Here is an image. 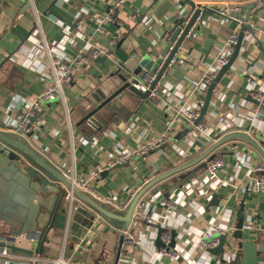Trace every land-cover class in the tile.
<instances>
[{
    "label": "crops",
    "instance_id": "crops-1",
    "mask_svg": "<svg viewBox=\"0 0 264 264\" xmlns=\"http://www.w3.org/2000/svg\"><path fill=\"white\" fill-rule=\"evenodd\" d=\"M111 1L32 0L31 3L30 0H0L1 127L12 131L25 107L45 91L52 77L50 58L58 57L54 44L67 35L72 43L66 44L61 55L74 58L78 50L90 42L107 49L108 60L104 63L96 60L87 68L76 70L74 82L64 87V100L39 108L35 120L41 124L33 126L34 135L28 141L68 177L82 182L85 188L80 189H90L95 198L124 209L142 185L198 158L225 134V129L244 131L250 127L248 134L264 146V96H261L264 93V0L246 3L196 1L203 6L220 7L221 11L253 2L258 4V9L262 8L258 16L251 19L255 36L245 33L242 49L231 70L217 85L208 112L200 123L207 133L188 140L185 126L179 123L172 139L160 149L108 169L113 157L165 134L169 111L195 107L196 87L203 74L212 70L219 73L216 58L224 53L229 37L237 30L240 33L242 26L241 22L222 14L206 16L200 30L182 45L175 77L163 78L160 85L165 89L160 90L157 98L141 102L133 96L124 109L112 113L102 110L99 114L103 124L79 126L71 118L73 111L107 76L124 69L129 54L136 52L144 56L161 52L175 19L183 11L179 6L182 0H127L117 10L115 21L105 23L104 32L99 33L96 31L98 20L93 16H105ZM79 13L85 20L81 36H77L76 29ZM37 17L50 54L34 45L30 38ZM18 53L21 59L15 57ZM29 58L30 65H25L24 61ZM207 159L209 164L222 159L225 165L204 182L201 178L208 172H194L199 167L196 165L183 172L192 174L173 193L170 194L169 188L181 173L160 183L159 192L148 193L140 200L128 229L133 239L124 249H121L118 230L75 198L76 210L60 212L56 228L46 238L42 257L13 253L2 247L0 254L7 250L14 264H55L60 258L70 264H211V255L197 248L200 235L213 224L236 227L240 208L244 210L245 221L250 218L263 230L256 234L243 231L244 240L255 241L258 248H263L264 195L251 190V183L258 175V164L264 165L261 155L246 143L230 142ZM5 163V156H0V166ZM18 188H12L10 182L0 178V192L4 197L0 207V231L7 229L4 228L7 223L23 211L16 200L5 199L9 190L13 189L15 195ZM215 196L217 205L213 204ZM46 198L41 201L39 197L37 201L45 204L41 226L46 224L55 201L54 195L48 194ZM167 203L174 205L172 212ZM147 218L156 223L149 224ZM157 226L170 233L168 250L178 254L177 260L161 256ZM7 244L33 251L36 248L35 242L23 238ZM0 262L4 263L1 256Z\"/></svg>",
    "mask_w": 264,
    "mask_h": 264
},
{
    "label": "water",
    "instance_id": "water-1",
    "mask_svg": "<svg viewBox=\"0 0 264 264\" xmlns=\"http://www.w3.org/2000/svg\"><path fill=\"white\" fill-rule=\"evenodd\" d=\"M238 2L246 3L252 0H182L179 2L180 8L183 10L173 23V28L169 33L165 46L158 54H146L141 56L136 52L129 54V60L126 62L124 69H119L115 73L107 76L104 82H101L87 98L72 113L71 118L78 125L86 124L88 127H95L103 124L102 116L99 114L102 110L109 113L117 109H124L133 96L138 97L141 102L149 99L150 91L160 85L163 78L167 76L174 79L177 71V63L180 58L178 52L187 38L193 36L200 30L203 20L206 16L220 14V7L203 6L197 2ZM258 4L249 3L241 7V11L232 14L239 22H241V30L238 36L234 52L230 57L229 63L223 66L215 81L209 86L205 98L204 106L200 110V116L196 124H200L202 119L208 112L214 90L220 83L222 78L231 70L235 60L237 59L244 41L245 33L248 32L255 36L252 29L251 19L257 17L259 11ZM230 19V18H229ZM260 49H262L261 44ZM108 57L98 59L99 62H106ZM175 63L172 64V61ZM154 76V83L150 91L146 93L140 92L134 84L145 81L148 77ZM264 96V93H261ZM252 99V98H251ZM254 101V100H251ZM31 124L35 118L29 119ZM6 126H0V156H5L7 163L0 166V178H5L11 183L12 188H18L13 195V189L5 195L7 201H17L21 204L23 211L16 214L12 222H8L0 232V247L10 249L13 253H23L30 256H43L46 238L52 230L56 228V221L64 209V199L69 191L74 196L99 214L108 224L117 230L126 231L134 217L135 209L140 204V200L149 192L152 195L159 192L158 185L169 177L182 173L196 165L198 169L194 172L207 170L209 166V155L219 149L221 146L230 142H243L254 148L262 157L264 162V146L258 140L248 134L250 127L241 131L239 129H228L225 134L215 143L209 144L210 147L205 150L198 158L191 160L174 170L156 176L146 182L135 193L129 204L124 209H119L111 203L101 201L89 192L78 189L73 186L72 180L61 169L52 164L43 154L38 152L29 143V139L33 137V132L24 133L16 126L12 131H6ZM212 159V158H211ZM210 159V160H211ZM192 173L181 176L179 180H175L173 186L169 189L170 194L183 183ZM203 175L201 181H204ZM16 185V187H15ZM157 187V188H156ZM54 195L55 201L49 218L44 226H41L40 217L45 209L43 202H37L38 198L45 201L47 195ZM3 194L0 192V207L3 200ZM216 200V201H215ZM217 205V196L214 197V203ZM238 223L234 233V239L239 248L237 253V264H260L264 261V247L258 248L255 241H245L243 234V224L245 223V214L243 208L238 210ZM0 228H2L0 226ZM158 228L157 246H164L161 240L162 233L165 232L160 226ZM236 234V235H235ZM19 238L26 241L36 243L35 250H28L18 246H10L7 243H16ZM7 242V243H6ZM227 243V237L220 238V245L209 250L211 256H220L224 254V246ZM225 261L222 260L223 264ZM211 264H217L216 260H212Z\"/></svg>",
    "mask_w": 264,
    "mask_h": 264
},
{
    "label": "built area",
    "instance_id": "built-area-1",
    "mask_svg": "<svg viewBox=\"0 0 264 264\" xmlns=\"http://www.w3.org/2000/svg\"><path fill=\"white\" fill-rule=\"evenodd\" d=\"M127 0H112L111 4L108 7V13L105 16H100L99 14H94V18L98 20V26L96 31L99 33L104 32L103 25L105 23H112L115 21L114 16L117 10L126 2ZM179 2V0H177ZM32 3V0H30ZM211 7V6H210ZM240 5H234L230 8H226V10L221 11L220 14L223 16L229 17L230 19L239 22L232 14H237L241 11ZM85 24L84 16L82 13H79L76 29L77 36H81L80 32ZM239 36L238 30L235 31L225 43L224 53L219 54L216 58V63L221 69L223 66L229 63L230 57L234 52V46L237 43ZM33 40L34 45H38L40 48H44L49 53V46L46 42L43 31L40 26L39 18H36V26L32 32L30 37ZM68 42L72 43V40L69 41V37L65 35L62 41L54 44V51L58 54V57L50 58V63L52 67V77L49 78L47 82V86L45 91L31 104L25 107L24 112H22L19 116L17 127L24 133H30L32 131L33 126L40 125L41 122L39 120H35L32 124L30 122V118H35L36 113L39 108L43 104H47L56 100H64L63 90L65 86L71 85L75 80V73L77 69H85L92 62L103 58L109 57V52L107 49L102 48L98 45L91 44L87 42L81 49L78 50L76 56L74 58H67L65 55H61V52L65 50L66 44ZM50 54V53H49ZM15 57L21 59L20 53L16 54ZM36 59V57H34ZM31 59H26L24 61L25 65H30ZM175 63V60L172 61V64ZM178 64V63H177ZM28 67V66H27ZM218 71H208L203 74L201 82L196 87L197 101L195 102V107H182L176 108L172 112H168V131L155 138L152 141L141 144L138 148L134 150H129L120 154L119 156H115L108 162V169L115 167L116 165H121L127 162H131L137 158L146 157L151 151L160 149L165 142H168L172 139L175 134V126L179 123H182L185 126V138L188 140L194 136L206 134V128L201 124H196L197 119L200 116V110L204 106L205 98L207 95V90L209 86L215 81L217 77ZM154 76L148 77L145 81L134 84V86L142 93H146L150 91L151 86L154 83ZM161 89H165L162 85H157L155 89L150 91L151 98H157L161 94ZM216 93V89L214 90ZM213 93V94H214ZM169 107V106H168ZM225 132L227 129L224 130ZM225 165L224 160H217L209 164L207 172L208 176L206 179L212 178L217 171L221 170ZM258 175L253 179L251 183V190L253 193L264 195V165L258 164V168L256 169ZM72 180L73 186L80 188H85L82 182L76 181L73 177H69ZM202 181V182H204ZM82 190V189H81ZM87 192H89L92 196L96 197L93 192L87 188ZM92 192V193H91ZM75 196L72 191H69L67 196L64 199V205L66 207V212L71 213L74 209L76 210ZM100 200V198L97 197ZM169 208V212H172L174 205L171 203L166 204ZM146 221L149 224H155L156 221L152 218H147ZM129 229V228H128ZM122 231L118 230V234L121 237V249H124L125 244L133 239V235L129 230ZM236 231L235 226H230L229 228H223L218 225H211L210 228L200 235L199 242L197 244L198 250L202 252L208 253L209 250H213L220 245V238L223 236L227 237V243L224 246V254L220 256H211L212 260H216L217 264H222L221 261L224 260L223 264H235L237 262V253L238 246L236 244V240L232 237V233ZM244 232H254L255 234L263 231L260 227L253 223V221L249 218L243 224ZM161 240L164 243V246L160 249L161 256L168 257L172 260H177L178 254L176 252H170L168 250V244L171 240V236L169 232H164L161 235ZM209 254V253H208ZM1 258H4L3 264H14L9 259V254L7 250H3L0 254ZM211 260V261H212ZM0 264H2L0 262ZM33 264H36L34 262ZM55 264H70L64 258H60L55 261ZM260 264H264V261Z\"/></svg>",
    "mask_w": 264,
    "mask_h": 264
},
{
    "label": "rangeland",
    "instance_id": "rangeland-1",
    "mask_svg": "<svg viewBox=\"0 0 264 264\" xmlns=\"http://www.w3.org/2000/svg\"><path fill=\"white\" fill-rule=\"evenodd\" d=\"M196 169H197V168H196ZM188 173H190V172H188ZM188 173H187V174H188ZM184 175H186V174L182 172L178 177L174 178V180H173L171 186H173L175 180H179V179L181 178V176H184ZM158 188H159V187H158ZM151 193H152V192H149V194H151ZM234 233H235V232L232 233V237H233V238H234ZM235 235H236V234H235Z\"/></svg>",
    "mask_w": 264,
    "mask_h": 264
}]
</instances>
